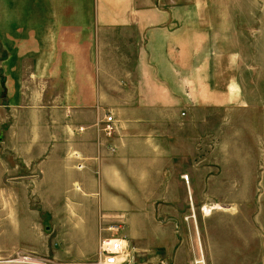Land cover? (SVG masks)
I'll use <instances>...</instances> for the list:
<instances>
[{
    "label": "crops",
    "instance_id": "0c3cea01",
    "mask_svg": "<svg viewBox=\"0 0 264 264\" xmlns=\"http://www.w3.org/2000/svg\"><path fill=\"white\" fill-rule=\"evenodd\" d=\"M207 9V0L0 1V199L23 189L40 201L61 258L93 256L106 236L127 242L130 261V246L168 247L178 207L209 198L194 128L218 100ZM219 209L206 205L202 217ZM195 225V263L212 264Z\"/></svg>",
    "mask_w": 264,
    "mask_h": 264
},
{
    "label": "rangeland",
    "instance_id": "374dc122",
    "mask_svg": "<svg viewBox=\"0 0 264 264\" xmlns=\"http://www.w3.org/2000/svg\"><path fill=\"white\" fill-rule=\"evenodd\" d=\"M207 3L203 16L210 18L215 62L210 81L216 83L218 100L208 105L194 128L205 145L209 198L195 202L196 217H185L192 205L178 207L183 215L173 224L168 247L142 251L130 246L128 264H201L195 263L202 257L195 245V219L212 264H264V0ZM25 192L18 190L21 199H0V254L32 252L59 264H87L96 257L61 258L57 227L50 216L40 215V201L26 199ZM205 203L223 209L203 218ZM161 204L171 209L172 204Z\"/></svg>",
    "mask_w": 264,
    "mask_h": 264
},
{
    "label": "built area",
    "instance_id": "2783aa9c",
    "mask_svg": "<svg viewBox=\"0 0 264 264\" xmlns=\"http://www.w3.org/2000/svg\"><path fill=\"white\" fill-rule=\"evenodd\" d=\"M104 130L111 134L114 131L113 116L108 114L104 123ZM188 181V175H184ZM192 205V217H195L194 205ZM210 204H204L201 207L203 213L206 214L204 207ZM213 209V208H212ZM211 209V211H212ZM129 246L127 242L117 237H102L99 242L96 257L87 264H128L127 250ZM0 264H59L49 258L40 256L32 252L15 251L9 254H0Z\"/></svg>",
    "mask_w": 264,
    "mask_h": 264
},
{
    "label": "bare ground",
    "instance_id": "6f19581e",
    "mask_svg": "<svg viewBox=\"0 0 264 264\" xmlns=\"http://www.w3.org/2000/svg\"><path fill=\"white\" fill-rule=\"evenodd\" d=\"M210 207V206H209ZM212 209V208H211ZM210 212V211H209Z\"/></svg>",
    "mask_w": 264,
    "mask_h": 264
}]
</instances>
